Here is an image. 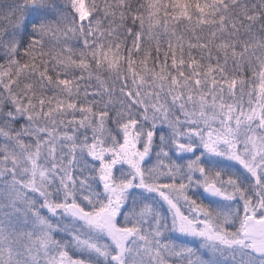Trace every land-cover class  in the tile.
<instances>
[{
	"label": "snow or ice",
	"instance_id": "6c2138e0",
	"mask_svg": "<svg viewBox=\"0 0 264 264\" xmlns=\"http://www.w3.org/2000/svg\"><path fill=\"white\" fill-rule=\"evenodd\" d=\"M0 264H264V0H0Z\"/></svg>",
	"mask_w": 264,
	"mask_h": 264
}]
</instances>
